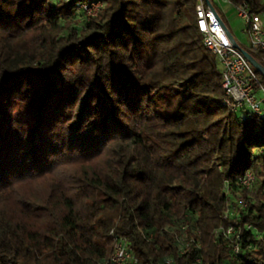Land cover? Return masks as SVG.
<instances>
[{"label": "trees", "instance_id": "obj_1", "mask_svg": "<svg viewBox=\"0 0 264 264\" xmlns=\"http://www.w3.org/2000/svg\"><path fill=\"white\" fill-rule=\"evenodd\" d=\"M86 1L0 0V264H105L118 238L135 264H264V121L224 104L197 0Z\"/></svg>", "mask_w": 264, "mask_h": 264}, {"label": "built area", "instance_id": "obj_2", "mask_svg": "<svg viewBox=\"0 0 264 264\" xmlns=\"http://www.w3.org/2000/svg\"><path fill=\"white\" fill-rule=\"evenodd\" d=\"M222 3H228L233 7L237 17L241 19L243 32L247 35V44L242 45L235 38L236 43L246 51L257 54L264 63V8L253 11L246 0H197L195 6L196 26L202 37L203 46L217 59L221 71V86L224 93V104L234 111H248L264 121V78L249 62V60L237 49L228 37L222 14ZM101 6L99 0H87L80 5L87 17V8L92 5ZM229 30V29H228ZM257 61V60H256ZM264 66V65H263ZM243 115V114H242ZM256 174L246 171L237 178V183L246 190H251L256 183ZM228 192L227 186H224ZM237 205L245 209L249 207L248 199L238 198ZM225 216H231L228 209ZM233 216L239 218L238 213ZM245 230L252 229L251 224L244 225ZM192 234L198 230H192L188 225H182L176 233L177 249L184 253L188 245L194 242ZM214 237L227 241L232 256L240 252L241 231L233 225L219 227L214 231ZM136 257L133 255L128 243L122 238L115 242L113 252L105 264H135ZM165 264H172L167 259Z\"/></svg>", "mask_w": 264, "mask_h": 264}, {"label": "rangeland", "instance_id": "obj_3", "mask_svg": "<svg viewBox=\"0 0 264 264\" xmlns=\"http://www.w3.org/2000/svg\"><path fill=\"white\" fill-rule=\"evenodd\" d=\"M221 9L224 10L225 15L222 14V18L228 27L229 31L231 32L232 36L242 45L247 44V35L245 32H243V26L241 19L237 17L236 12L233 10V7L228 3H222ZM99 12L97 5H92L91 7L87 8V15L89 17L95 16ZM256 152V150H254ZM57 171H60L61 168L56 169ZM28 188H33V190L36 188L35 185H31V181L24 182L23 183ZM258 185V184H257ZM256 186V185H255ZM27 191H30V189L25 188Z\"/></svg>", "mask_w": 264, "mask_h": 264}, {"label": "water", "instance_id": "obj_4", "mask_svg": "<svg viewBox=\"0 0 264 264\" xmlns=\"http://www.w3.org/2000/svg\"><path fill=\"white\" fill-rule=\"evenodd\" d=\"M226 33L228 35V37L230 38L232 44L241 51V53L249 60V62L253 65V67L264 77V66L259 63L258 61H256L252 55L246 51L245 49L241 48L235 41L234 37L232 36L231 32L225 28Z\"/></svg>", "mask_w": 264, "mask_h": 264}]
</instances>
